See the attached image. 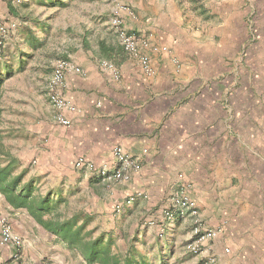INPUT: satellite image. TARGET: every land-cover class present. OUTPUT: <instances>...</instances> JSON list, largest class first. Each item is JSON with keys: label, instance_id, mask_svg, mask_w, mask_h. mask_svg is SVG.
<instances>
[{"label": "crops", "instance_id": "crops-1", "mask_svg": "<svg viewBox=\"0 0 264 264\" xmlns=\"http://www.w3.org/2000/svg\"><path fill=\"white\" fill-rule=\"evenodd\" d=\"M46 1L56 0H0V19L14 26L4 49L27 17L37 16L39 23ZM125 1L138 5L137 19L122 12L118 17L127 31L146 39L141 51L153 74L146 76L128 55L98 58L77 51L61 91L76 107L63 113L69 126L54 123L48 79V115L18 126L27 139L12 151L20 169L44 193L59 195L69 209L79 207L72 212H83L110 237L115 253L135 249L160 264L167 244V260L174 264H203L208 254L217 264H264V0ZM104 57L112 69L104 68ZM116 146L140 157L141 168L129 182H104L85 166L76 168L78 158L96 169L112 167ZM186 184L203 226L221 229L202 256L178 247L190 228L187 214L170 224L161 217ZM136 192L143 198L126 204ZM0 217L23 241L18 258L11 246H0V264H85L1 195ZM177 256L185 259L176 262Z\"/></svg>", "mask_w": 264, "mask_h": 264}, {"label": "rangeland", "instance_id": "rangeland-1", "mask_svg": "<svg viewBox=\"0 0 264 264\" xmlns=\"http://www.w3.org/2000/svg\"><path fill=\"white\" fill-rule=\"evenodd\" d=\"M120 1L130 8L131 14L128 16L137 19L135 11L138 10V5L132 6L125 0ZM145 1L143 0L142 3L144 4ZM41 8L39 23L36 22L37 16L27 17L28 24L23 27L28 28L22 27V30L17 31L15 42L6 47L0 57V77L3 79L1 129L4 139L13 152L20 150L27 141L18 134L20 131L18 126L21 122L34 125L40 123L43 116L48 115V104L43 94L56 61L64 60L70 63V58L79 50L85 55L92 54L98 58L103 55L105 57L114 55L116 59H122L127 55L119 48L117 36L110 27V21L114 17V4L111 0H56L53 3L46 1ZM20 12L24 13V8ZM37 24L39 26H36ZM129 32L135 33L138 37L142 35L134 30ZM31 38L36 40L32 41ZM142 41L147 46L146 39ZM100 44L103 46L101 47ZM145 47H141L139 51L142 53L141 49ZM105 57L104 61L108 62V58ZM11 123L13 131L10 130ZM41 191L44 193L43 186ZM191 224L187 233L183 235L186 236L185 239L178 245L180 250L184 248L186 255L189 254L185 246ZM92 228H94L93 221L88 225V229ZM98 232L100 231H96V234H99ZM161 243L165 241L162 240ZM166 249L158 257L165 259L164 264H174L169 261L171 259L168 256L167 244ZM172 251L174 252V249ZM150 258L155 261L153 256ZM178 258L179 256L175 261ZM179 259H182V262L185 258ZM153 261V264H159Z\"/></svg>", "mask_w": 264, "mask_h": 264}, {"label": "built area", "instance_id": "built-area-1", "mask_svg": "<svg viewBox=\"0 0 264 264\" xmlns=\"http://www.w3.org/2000/svg\"><path fill=\"white\" fill-rule=\"evenodd\" d=\"M26 0H14L16 5L22 4ZM114 4L113 14L114 17L110 21V27L117 36L118 43L121 49L130 57L136 59L139 67L146 76H151L154 72L150 60L147 55L142 54L139 49L145 47L146 43L142 41L135 33L127 31L121 20L118 17L119 12L126 15H130L131 11L128 6L121 4L120 0H111ZM0 19V57L5 46L7 37L10 35V28ZM104 68H111L112 66L108 62H104ZM73 66L64 60H58L53 65L51 76L46 86V98L53 109V120L56 125L62 127H68L69 121L63 116L65 112H75L76 107L70 102L66 101L61 94V91L65 88V73L71 70ZM112 69V68H111ZM112 157L114 164L112 167L102 166L95 168L92 163H87L83 158H78L76 161V168L85 166L90 172L96 173L98 177L104 182L120 181L129 182L134 174H136L140 168V157H132L128 155L120 146L114 147L112 150ZM191 188V184H186L182 189L172 197L171 207L161 211V217L163 221L171 223L175 221L179 216L187 214L191 218V229L189 231V237L185 246L186 251L194 256H202L205 251V244L211 241L220 231L217 229H207L203 226L196 204L190 200L185 192ZM137 198H143V193L136 192L127 196L125 203L131 204ZM120 207L115 208V212L118 213ZM163 236V230H160L159 237ZM23 241L20 237L13 234L11 226L2 217H0V246H11L16 254L14 258H18V251L22 248ZM228 253V250L225 251ZM203 264H217L216 259L211 255L203 256Z\"/></svg>", "mask_w": 264, "mask_h": 264}, {"label": "trees", "instance_id": "trees-1", "mask_svg": "<svg viewBox=\"0 0 264 264\" xmlns=\"http://www.w3.org/2000/svg\"><path fill=\"white\" fill-rule=\"evenodd\" d=\"M2 84L0 77V195L10 208L25 210L37 225L77 253L85 264H153L135 249L124 255L115 253L114 241L103 233L96 234V228L88 229L89 218L83 212H72L59 195L42 193L36 187L38 180H26L27 169H20L1 129Z\"/></svg>", "mask_w": 264, "mask_h": 264}]
</instances>
